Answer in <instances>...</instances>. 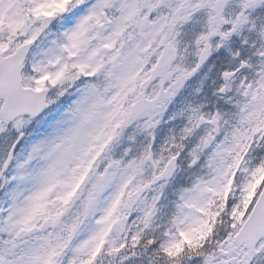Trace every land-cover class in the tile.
<instances>
[{"label":"snow or ice","instance_id":"snow-or-ice-1","mask_svg":"<svg viewBox=\"0 0 264 264\" xmlns=\"http://www.w3.org/2000/svg\"><path fill=\"white\" fill-rule=\"evenodd\" d=\"M0 264H264V0H0Z\"/></svg>","mask_w":264,"mask_h":264}]
</instances>
